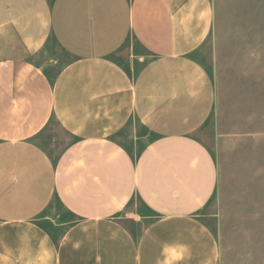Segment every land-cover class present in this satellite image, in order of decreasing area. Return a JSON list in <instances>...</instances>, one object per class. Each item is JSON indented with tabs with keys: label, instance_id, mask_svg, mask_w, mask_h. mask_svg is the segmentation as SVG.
I'll list each match as a JSON object with an SVG mask.
<instances>
[{
	"label": "crops",
	"instance_id": "1",
	"mask_svg": "<svg viewBox=\"0 0 264 264\" xmlns=\"http://www.w3.org/2000/svg\"><path fill=\"white\" fill-rule=\"evenodd\" d=\"M214 20L213 0H0V264H221Z\"/></svg>",
	"mask_w": 264,
	"mask_h": 264
},
{
	"label": "rangeland",
	"instance_id": "2",
	"mask_svg": "<svg viewBox=\"0 0 264 264\" xmlns=\"http://www.w3.org/2000/svg\"><path fill=\"white\" fill-rule=\"evenodd\" d=\"M213 4L214 26L200 51L216 85L207 126L219 173L212 228L222 249L221 264H264V0ZM133 131L146 135L131 120L120 140L129 145ZM71 141L53 121L36 138L52 157Z\"/></svg>",
	"mask_w": 264,
	"mask_h": 264
},
{
	"label": "trees",
	"instance_id": "3",
	"mask_svg": "<svg viewBox=\"0 0 264 264\" xmlns=\"http://www.w3.org/2000/svg\"><path fill=\"white\" fill-rule=\"evenodd\" d=\"M153 139V138H152Z\"/></svg>",
	"mask_w": 264,
	"mask_h": 264
}]
</instances>
